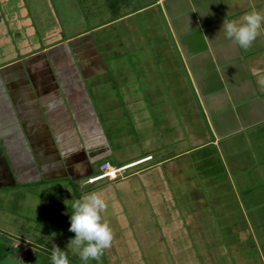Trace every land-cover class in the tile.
I'll return each mask as SVG.
<instances>
[{
    "label": "crops",
    "instance_id": "1",
    "mask_svg": "<svg viewBox=\"0 0 264 264\" xmlns=\"http://www.w3.org/2000/svg\"><path fill=\"white\" fill-rule=\"evenodd\" d=\"M145 8L141 81L126 67L114 68L121 55L98 36L123 18L0 66V188L64 180L67 192L79 187L80 198L90 192L104 198L102 218L109 224L111 215L125 220L120 202L152 185L156 202L166 206L159 212L162 230L169 235L175 225L180 232L173 241L183 239L172 254L175 264H200L196 246L199 259L208 256L213 264L220 241L218 231L212 233L214 222L234 234L233 214L245 220L252 240L238 246L254 248L264 264V90L257 83L264 75V27L247 52L221 30L225 19L239 23L253 10L264 13V0H146V7L129 15ZM148 157L134 167L146 164L133 173L145 177L135 191L126 177L90 181L103 163L121 167ZM202 162H208L209 174L200 173ZM117 190L126 191L120 201ZM173 199L182 210L175 217ZM32 202L38 211L36 197ZM204 212L216 219L198 224ZM184 216L190 238L177 223Z\"/></svg>",
    "mask_w": 264,
    "mask_h": 264
},
{
    "label": "rangeland",
    "instance_id": "2",
    "mask_svg": "<svg viewBox=\"0 0 264 264\" xmlns=\"http://www.w3.org/2000/svg\"><path fill=\"white\" fill-rule=\"evenodd\" d=\"M144 7L146 0H0V66L15 64L27 55L62 44L64 40L97 24L123 18L114 23V27L98 36L106 37V42L114 45L112 47L115 53L121 55V59H115L114 68L121 70L122 67H126L128 72L132 73L134 81H141V78H144L140 75L141 70L146 69V60L142 57L146 56V8L129 14ZM40 60L43 61L42 58ZM200 128H203L201 123ZM135 133L138 139L140 137L144 142L137 129ZM143 133H146V129ZM142 148L146 152V144L142 145ZM207 165L208 162L201 163L200 173H210ZM143 167H146V164L123 175L128 179L131 191H135L136 184H142L145 180L143 175L133 174ZM212 171L214 172V169ZM10 174L13 175V171ZM147 175L146 173V178ZM122 179L119 178L115 182H121ZM10 180L14 184L16 178L12 177ZM64 183V180H60V183L50 181L42 185L14 184L0 188V264H52L53 245L58 246L67 255L69 264H83L78 253L72 247H68L70 240L75 238V233L68 229L72 214L71 204L74 200L80 199L76 193L79 187L67 192L69 188L64 187ZM153 189L156 187L146 184L141 191L137 189L138 194L136 192V197L127 201V204L120 202L119 212H123L125 220L114 215L109 218L114 240L112 246L105 250L99 264H165V261L175 264V257L172 254L183 239L173 241L180 232L175 225L168 229L169 235L162 230L159 212L165 211L166 206L156 202L151 194ZM125 193L126 191L117 190L114 195L120 201ZM35 197L38 200V211L33 210L36 209L32 202ZM174 200L170 202L173 217L175 211L182 212L176 208ZM203 208H206L205 204ZM170 212L167 211L168 214ZM209 215L210 217L204 212L202 219L197 220V223L216 219L212 212ZM232 217L229 221L236 230L234 234L232 229H223L221 221L214 222L217 229L212 228V233L218 231L220 241L215 245L216 250L212 252L215 258L213 264H238L237 257L240 264H260L254 248L244 251L238 246V242L245 245L252 240L245 220L235 214ZM188 220L185 216L179 217L177 223L184 227L185 231L181 232H185L190 238L191 226ZM103 221L106 222L105 219ZM125 222L128 224L127 229L122 228ZM142 222L146 223L141 225ZM172 222H175V219ZM136 223L139 225L138 229L135 227ZM201 233L205 237L206 230H201ZM196 238L205 244L201 236L198 235ZM188 241L190 243V240ZM23 242L26 244L23 245ZM16 243L21 244L14 247ZM193 245H196L194 238ZM195 249L200 264H209L208 256L199 259L198 247ZM188 251L191 254L190 247ZM88 264L98 262L92 260Z\"/></svg>",
    "mask_w": 264,
    "mask_h": 264
},
{
    "label": "clouds",
    "instance_id": "3",
    "mask_svg": "<svg viewBox=\"0 0 264 264\" xmlns=\"http://www.w3.org/2000/svg\"><path fill=\"white\" fill-rule=\"evenodd\" d=\"M264 27V13L253 10L246 13L241 21H227L222 25L225 37L245 52L251 50L254 42ZM257 83L264 90V75L258 76ZM107 203L96 192H90L72 202L69 231L75 233L68 247H72L79 255L83 264L89 261H101L106 249L112 246L114 233L107 222L103 221L102 213ZM52 264H69L67 255L53 245L51 250Z\"/></svg>",
    "mask_w": 264,
    "mask_h": 264
},
{
    "label": "built area",
    "instance_id": "4",
    "mask_svg": "<svg viewBox=\"0 0 264 264\" xmlns=\"http://www.w3.org/2000/svg\"><path fill=\"white\" fill-rule=\"evenodd\" d=\"M152 157H148L146 159L140 160L136 163L128 164L121 167L112 166L110 163L106 162L100 166V173L92 178L90 181L91 183L108 180V181H116L119 178H125L123 175L129 171L130 169L134 168L135 166L151 160Z\"/></svg>",
    "mask_w": 264,
    "mask_h": 264
}]
</instances>
